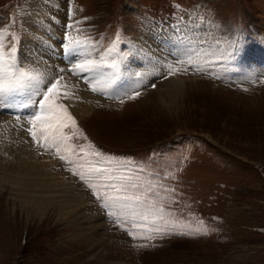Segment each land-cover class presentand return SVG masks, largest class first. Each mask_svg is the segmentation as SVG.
Returning a JSON list of instances; mask_svg holds the SVG:
<instances>
[{"label": "rangeland", "instance_id": "1", "mask_svg": "<svg viewBox=\"0 0 264 264\" xmlns=\"http://www.w3.org/2000/svg\"><path fill=\"white\" fill-rule=\"evenodd\" d=\"M53 2L65 23L64 40L59 37V42L65 43L67 36L91 37L97 58L112 49L108 64L116 63L117 57L133 64L127 40L140 36V31L162 35L177 25L186 29L200 24L204 38L264 48V0ZM26 5L27 0H0V28L7 27L19 37L18 56L25 43L21 11ZM75 21L83 23L68 29ZM5 43L11 45V36ZM167 62L175 63L176 57ZM136 66L139 69L129 73L133 81L127 88L103 94L72 75L69 65L53 68L66 69L68 76L80 80L79 91L95 98L93 109L84 116L60 101L79 129L63 130L68 143L77 150L91 145L90 152L131 161L117 166L116 179L136 185L132 191L143 194L144 207H162L165 219L176 224L173 231L207 229L208 234L133 240L107 214L92 189L69 171L72 165L57 158L54 149H43L42 155L56 159L53 169L70 177L76 193L89 198L88 208L101 211L104 226L95 227L98 235L92 232L82 212L68 219L56 211L27 215L4 192L0 194V264H264V71H255L250 64L234 69L220 57L204 72L189 69L188 74H176L183 79V89L176 100L163 101L152 85L165 80L164 68ZM50 83L44 82L40 89ZM136 91L140 94L128 99ZM79 227L86 231L78 233Z\"/></svg>", "mask_w": 264, "mask_h": 264}, {"label": "bare ground", "instance_id": "2", "mask_svg": "<svg viewBox=\"0 0 264 264\" xmlns=\"http://www.w3.org/2000/svg\"><path fill=\"white\" fill-rule=\"evenodd\" d=\"M53 1L27 0V5L21 11L25 22L22 29L25 34V43L21 44V55L16 54V62L22 70L42 75L43 83L33 81L30 87H21L15 98L17 105L27 104L29 96L37 98L34 93L44 82L45 84L49 81L53 82L55 77L61 75L58 69L53 68H58L64 63L69 65L67 68L71 66L65 58L63 43L59 42V37L64 40V33L61 32L64 30L65 23L61 22L64 17L62 18L60 11L55 8ZM179 28L180 31H177L174 26L162 35H158L160 33L158 31L145 29L140 31L142 33L140 36L130 37L127 41L132 49L133 64L130 60L117 57V69L105 66L101 70L106 75L98 79L112 81V86L106 93L118 88L121 90L127 88L133 81L129 73L139 69L136 65L161 70L162 63L172 56L176 57L181 45L187 44L188 41H194L196 47L208 53H215V56L206 57L214 63L215 60L223 57L225 62L234 69L245 65L248 67L250 64L255 67V71H264V48L260 51L251 47L249 43L219 41L215 40V36L213 39L204 38L200 24H193L186 29L179 25ZM51 36L55 39L51 40ZM90 51L92 56L97 58L99 52L95 49ZM63 75L64 81L74 86L71 89L74 95L71 99L62 101L81 116L88 115L94 107L91 102L95 98L84 91H79L80 80L68 76L66 69ZM62 85L61 89L64 90ZM183 85L181 77L172 75L158 82L156 89L163 101L176 100L175 97L182 91ZM34 111H36L34 107L21 109L18 114L22 116V119L17 123L14 114H10L6 108H0V194L8 192L12 203L20 204L27 215L43 216L48 212L56 211L60 218L68 219L69 216H79L82 212V216H85L84 220L90 224V230L97 233L95 227L104 226L101 211L88 208L90 200L85 193H76V183L63 172L53 169L56 159L46 153L42 155L43 148H37L38 146L25 130L27 116ZM85 231L82 227L78 228V233Z\"/></svg>", "mask_w": 264, "mask_h": 264}, {"label": "snow or ice", "instance_id": "3", "mask_svg": "<svg viewBox=\"0 0 264 264\" xmlns=\"http://www.w3.org/2000/svg\"><path fill=\"white\" fill-rule=\"evenodd\" d=\"M71 18L70 12L69 19L71 20ZM80 23L83 21H75L70 23L67 28L74 29L75 25ZM175 27L177 31H180L179 25ZM9 36H11L12 41L10 46L5 43ZM18 42L19 37L16 33L9 32L7 27L0 30V108H6L10 114H14L17 123L22 119V116L18 114L21 109L25 107L36 109L27 116L26 123L30 127L25 129L34 144L45 151L54 149L57 158L72 165L69 171L92 189L95 197L102 202V207L107 214L124 231H127L133 240L150 241L165 235H207V229L203 231L197 229L195 233L173 231L176 224L165 219L162 207L157 208L154 204L144 207L145 197L143 194L132 191L136 185L117 181V166H126L131 161L114 156H104L99 151L90 152L89 149L94 147L91 145L88 148L80 146L77 150L68 143L70 138L65 135L63 130L71 127L79 132V129L67 106L60 102L63 99H71L74 95L71 91L74 86L64 81V69H59L61 75L55 77L46 89L35 91L34 96L38 99L29 96L27 104L17 105L15 103L16 94L21 87H30L33 81L43 83L42 75L34 74L32 71H24L17 64ZM62 47L65 58L71 64L68 71L89 84L91 91L106 93L107 89L112 86V81L111 79H98V77L106 75L101 71L105 66L114 70L118 68L115 62L108 64L106 60L112 49L100 54L99 59H97L92 56L90 51V49L94 50L97 47L91 37L73 39L71 36L66 37V42L62 44ZM209 55L215 56L216 54L208 53L206 50L196 47L194 41H188L187 44L181 45L175 63L167 62L162 65L167 73L162 78L167 79L169 76L179 73L188 74L189 69L197 74L204 72L207 65L214 63L213 60L206 59ZM85 73L89 75H84ZM154 74L161 75V72L156 71ZM209 74L214 75V73ZM216 78L219 77L216 76ZM61 85L64 90L61 89ZM155 86V84L152 85L153 88ZM139 94V91H136L134 95L128 96V99H135ZM120 102L123 103V99ZM168 215L172 214L169 213ZM200 223L203 224L202 221ZM128 224H131V227H127ZM148 246V244L138 245L141 248Z\"/></svg>", "mask_w": 264, "mask_h": 264}]
</instances>
